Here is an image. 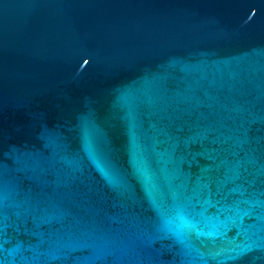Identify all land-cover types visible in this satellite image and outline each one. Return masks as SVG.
I'll return each mask as SVG.
<instances>
[{"label":"water","instance_id":"water-1","mask_svg":"<svg viewBox=\"0 0 264 264\" xmlns=\"http://www.w3.org/2000/svg\"><path fill=\"white\" fill-rule=\"evenodd\" d=\"M0 264H264V0H0Z\"/></svg>","mask_w":264,"mask_h":264}]
</instances>
